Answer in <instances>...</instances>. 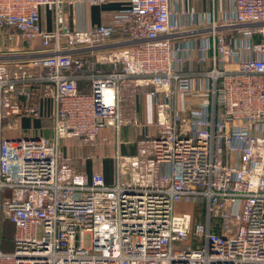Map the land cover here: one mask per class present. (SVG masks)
Returning a JSON list of instances; mask_svg holds the SVG:
<instances>
[{
	"label": "built area",
	"instance_id": "1",
	"mask_svg": "<svg viewBox=\"0 0 264 264\" xmlns=\"http://www.w3.org/2000/svg\"><path fill=\"white\" fill-rule=\"evenodd\" d=\"M126 1L70 30L63 0H0V264H264V0H218L204 23L171 10L183 0ZM192 29L200 42L173 43ZM126 79L149 89L150 120L123 119ZM47 98L50 129L21 128ZM126 124L137 153L115 152L112 184L60 159L63 140Z\"/></svg>",
	"mask_w": 264,
	"mask_h": 264
},
{
	"label": "crops",
	"instance_id": "2",
	"mask_svg": "<svg viewBox=\"0 0 264 264\" xmlns=\"http://www.w3.org/2000/svg\"><path fill=\"white\" fill-rule=\"evenodd\" d=\"M127 5L126 0H105L102 3L91 4L89 0H63L62 11L66 20V25L70 30H85L89 27L97 26L104 22L109 16L119 11ZM223 9L229 8L228 2H219L218 0H183L178 4H170L173 12L180 13L181 11H192L204 23L206 16L212 10H218L219 6ZM41 17V27L47 31L53 28V9L51 6H42L39 10ZM177 21L189 23L191 18L176 14L174 17ZM206 25H203V27ZM231 34L228 32V35ZM203 35L195 32L193 29L188 32H181L173 36L174 44L200 42ZM120 37L114 35L111 38V48H119ZM17 45L22 41L17 37ZM15 42V43H16ZM83 53V50H80ZM204 86V81L201 79H193V93L190 95V100L197 102L202 96L199 94V88ZM149 89L140 87L134 83L132 79H126L121 83V114L123 119L132 121L135 118L141 120H150L151 105L148 96ZM177 106H181V98L177 97ZM51 99L47 98L41 107V117L36 123H29L30 120L22 119L19 121L21 128L39 127L41 123L46 121L51 110ZM42 121V122H41ZM73 140V141H72ZM136 134L134 128L130 124L123 126L119 133V138L110 129H102L95 142L92 144H84L75 138L66 139L62 142V160L77 165L84 173L90 175L100 173L103 175L106 183L112 184L114 180V156L118 150L120 154L125 156L135 155L137 153ZM119 142V144H117ZM75 148L72 152L71 149ZM73 154V155H72Z\"/></svg>",
	"mask_w": 264,
	"mask_h": 264
},
{
	"label": "rangeland",
	"instance_id": "3",
	"mask_svg": "<svg viewBox=\"0 0 264 264\" xmlns=\"http://www.w3.org/2000/svg\"><path fill=\"white\" fill-rule=\"evenodd\" d=\"M27 120H30L29 123H36L37 122L36 119H32V120L27 119ZM41 124H42V126H45L47 129H50V127H51L50 124L48 126L47 121H44ZM30 127H31V125H30ZM60 148H62V143H61ZM71 150H72V152H74L75 148H73ZM60 159H63L62 158V149H61ZM69 163L73 164V166H77L75 163H73V160H70ZM193 210H194L193 205L189 204V203H179L173 207V212L175 215L181 214V213H191L192 214ZM12 235H13L12 226L8 222L3 220L1 223V234H0V242H1L0 243V250L2 252H11L12 251ZM85 244L88 245V237L85 238Z\"/></svg>",
	"mask_w": 264,
	"mask_h": 264
}]
</instances>
